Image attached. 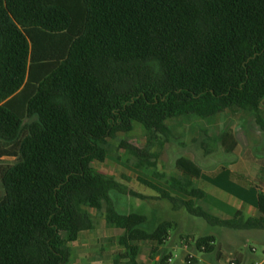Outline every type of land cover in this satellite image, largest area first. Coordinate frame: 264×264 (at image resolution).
<instances>
[{"label": "trees", "instance_id": "1", "mask_svg": "<svg viewBox=\"0 0 264 264\" xmlns=\"http://www.w3.org/2000/svg\"><path fill=\"white\" fill-rule=\"evenodd\" d=\"M262 101L264 0H0V158H17L0 172V264H68L69 245L94 229L89 209L103 208L138 264L137 242L164 244L172 223L149 230L147 216L116 210L118 182L93 168L115 132L141 125L164 148L168 120L223 110L249 111L264 130ZM123 144L137 168L157 167L149 146ZM176 168L170 184L189 199L141 182L212 226L264 230L263 192L258 216L222 219L194 201L201 168L184 156Z\"/></svg>", "mask_w": 264, "mask_h": 264}, {"label": "rangeland", "instance_id": "2", "mask_svg": "<svg viewBox=\"0 0 264 264\" xmlns=\"http://www.w3.org/2000/svg\"><path fill=\"white\" fill-rule=\"evenodd\" d=\"M227 111L223 110L220 116L224 126L227 124L228 114L225 113ZM213 118L214 116L200 118L185 115L168 120L172 136L164 148L159 145L150 146L149 134L141 125L136 124L131 133L116 131L115 138L110 140V153L106 161L93 163V168L97 172L118 182L120 191L111 193L118 212L147 216L149 230L164 221L172 223L170 236L164 244L137 242L141 249L138 264H161L166 257H173V262L168 261L167 264H188L187 258L190 253L195 256L196 264H226L230 255L249 254L251 247L257 248L258 254L264 249V230L236 231L212 226L202 217L193 216L185 209L174 210L168 200L154 198L158 194L141 182V179L151 181L173 195L189 199L175 191L170 184V177L180 176L176 168V162L180 157H188L202 163L209 161V158L211 161L225 163L235 159V156L224 153L220 144H217L216 133L213 132ZM236 124L237 121H234L232 127ZM220 138L224 144L225 133ZM125 142L137 148L149 146V152L159 156L157 167L137 168L136 159L127 154L123 146ZM212 152L214 154L211 156ZM16 162V157L0 158V172ZM3 195L0 176V198ZM89 212L94 220V229L83 232L78 242L69 245L71 259L68 264H128L125 249L119 245L114 229L106 222L105 208L101 212L95 209H89ZM208 235L216 238L215 251L212 253L198 251L196 241Z\"/></svg>", "mask_w": 264, "mask_h": 264}, {"label": "crops", "instance_id": "3", "mask_svg": "<svg viewBox=\"0 0 264 264\" xmlns=\"http://www.w3.org/2000/svg\"><path fill=\"white\" fill-rule=\"evenodd\" d=\"M261 110L264 118V101ZM221 112L213 118L215 139L224 153L236 158L229 163L211 161L210 158L205 163L194 161L202 170L200 179L195 180L199 192L194 201L197 206L222 219L234 218L238 214L258 216V194L260 191L264 193V130L254 114L244 110L225 112L228 118L224 126ZM234 121L237 124L232 127ZM224 133L226 147L221 143L222 138L219 139ZM238 255L247 261L261 259V253Z\"/></svg>", "mask_w": 264, "mask_h": 264}, {"label": "built area", "instance_id": "4", "mask_svg": "<svg viewBox=\"0 0 264 264\" xmlns=\"http://www.w3.org/2000/svg\"><path fill=\"white\" fill-rule=\"evenodd\" d=\"M185 248L188 250V246L185 245ZM249 252L255 255L257 254L258 250L255 247H251L249 248ZM194 258L195 256L190 253L189 257L187 258L188 264H190ZM168 261L170 263L173 262V257H170ZM226 264H264V249H262L261 251V259L247 261L241 255H230V257L226 261Z\"/></svg>", "mask_w": 264, "mask_h": 264}]
</instances>
